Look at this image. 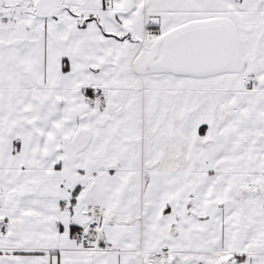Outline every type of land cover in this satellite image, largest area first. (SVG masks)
I'll list each match as a JSON object with an SVG mask.
<instances>
[{
  "label": "snow or ice",
  "instance_id": "obj_1",
  "mask_svg": "<svg viewBox=\"0 0 264 264\" xmlns=\"http://www.w3.org/2000/svg\"><path fill=\"white\" fill-rule=\"evenodd\" d=\"M0 264H264V0H0Z\"/></svg>",
  "mask_w": 264,
  "mask_h": 264
}]
</instances>
